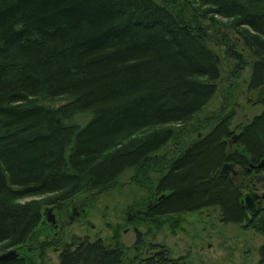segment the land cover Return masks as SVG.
I'll use <instances>...</instances> for the list:
<instances>
[{
	"label": "trees",
	"instance_id": "1",
	"mask_svg": "<svg viewBox=\"0 0 264 264\" xmlns=\"http://www.w3.org/2000/svg\"><path fill=\"white\" fill-rule=\"evenodd\" d=\"M195 2L204 8L191 0H0V250H26L45 205L101 191L132 170L142 193L128 207L143 211L149 235L164 216L213 207L222 221L261 233L264 261V210L249 218L240 203L247 176L264 172L256 166L264 160V109L233 127L232 108L185 148L163 151L221 76L220 55L187 7L229 19L247 51L225 49L236 75L249 64L247 89L264 84V0ZM59 97L68 100L46 103ZM82 113L90 114L84 125L75 121ZM224 162L240 173L220 174ZM30 195L43 196L21 201ZM70 240L56 264L123 261L119 242ZM147 244L153 252L139 264H168L166 249Z\"/></svg>",
	"mask_w": 264,
	"mask_h": 264
},
{
	"label": "rangeland",
	"instance_id": "2",
	"mask_svg": "<svg viewBox=\"0 0 264 264\" xmlns=\"http://www.w3.org/2000/svg\"><path fill=\"white\" fill-rule=\"evenodd\" d=\"M191 1L195 3L199 11L202 10L201 8H204V6H201L195 0ZM187 11L190 18L201 22L208 45L218 51L221 58V76L218 80L216 93L203 110L196 115L195 120L197 122L195 120L190 121V124L180 129V132H182L176 141H169L163 148L165 152L170 151L171 155L187 146L185 144L183 147H180L179 145L182 144L180 140L186 139L185 143H187L197 136L199 130L202 132L206 131L207 124L216 115L224 114L234 108L236 110L233 120L234 127L237 123L251 119L264 109L262 103L249 100L252 90L249 91L247 89V81L251 73V65L247 64L244 67L241 65L240 72L236 75L234 71L236 62L226 54L225 49L230 46L243 51L245 54L247 53L243 48L239 34L229 25V19L219 15H216L215 19H210V17L203 18L199 11L190 9L189 7H187ZM193 12L195 13L194 17ZM67 100L66 97H59L46 101V103L57 106ZM89 118V113L77 114L75 121L84 125ZM195 124L196 127L194 126ZM191 126L194 130L186 132L187 128H191ZM132 174V170H126L108 188L95 191L93 194L88 192L79 193L67 202H64L63 206H69L72 199L74 201H89L86 203L89 207V214L86 219H74L69 224L64 222L66 219L69 220V217H66V219L64 217L61 218L62 229L65 231V235H62L63 241L68 239L71 234H84L88 232L94 235L99 229L102 236L109 237L112 234V229L113 231L116 229L121 234L125 244L132 245L136 234L132 229L133 226L127 223V207L142 193L138 184L136 185L131 181ZM41 196L30 195L22 198L21 201L41 198ZM51 205L57 204H47L43 207V210L45 211L47 208L52 207ZM55 210L57 211V209ZM185 214L183 213V216H186L187 219L180 221L181 225L185 226V229L180 225L174 226V219H167L164 216L162 218L164 224L154 229V231L156 230L155 236L146 233V240L154 242L157 245L156 250L166 249L172 257H180L181 260L185 259L186 264H264V261H261L259 252V247L263 242L261 233L249 226H245V224L222 221L219 210L213 207L204 208L202 211H195L188 215ZM139 228L142 232L148 230L146 223L140 225ZM38 230V238L54 239L53 235H48L52 232L49 224H43ZM141 249L142 255L148 254L145 246ZM7 250L9 249L0 250V254ZM57 250L55 247L47 248L44 254V256L46 255L45 259L43 258L42 260L40 258L42 260L41 263L38 258V263H55L58 255Z\"/></svg>",
	"mask_w": 264,
	"mask_h": 264
},
{
	"label": "flooded vegetation",
	"instance_id": "3",
	"mask_svg": "<svg viewBox=\"0 0 264 264\" xmlns=\"http://www.w3.org/2000/svg\"><path fill=\"white\" fill-rule=\"evenodd\" d=\"M191 130H194V128H192V127L191 128H187L186 132H189ZM202 133L203 132L201 130H199L197 132V136L200 137L202 135ZM184 141H186V139L183 140V141L180 140V143H182V144L179 145L180 147H183ZM248 170H250V169H248ZM239 173L240 172L238 170V174ZM263 173L264 172H261V173H258V172L257 173H250L247 176V178H246L247 179L246 183L248 182L251 185V187L256 192H258L260 195H263V193H264V180L263 181H257V179H258V177L264 175ZM234 176H236V175H234ZM163 197H164V194H162V196H160V198H163ZM88 202H86V200L74 201L72 199V201L70 202L69 206H63L62 204L51 205L53 207L52 213L55 215L56 222H55V224L49 222L46 219V215H45L44 219H43V224L46 223V224L50 225V228H51L52 232H50L48 235H50V236L53 235L52 237H54V239H47V238L40 239V238H37V239H35V240H33L31 242V245H29L26 250H23L22 248L16 247L15 249L18 252V256L17 257L21 256V257L25 258L26 261H27V264H39L38 263V258L39 259L41 258L43 260V258L45 259V256H46L45 255L43 257L42 253L44 251H42V247H41L42 242L46 241L47 242L46 245L49 244V245H47V248L55 247V249H58L57 250L58 251L57 261L55 263H52V264H56L58 262V260H59V254H60L64 244L66 242H70L71 241L70 240L71 237H73L75 235H77V236L79 235V236H82V237H87L90 241H95V240H97V239H99L101 237L104 240H106L108 245L113 246V247H118V242H119L120 246L122 247V250H123V255H122L123 261L121 262V264H139V262L143 258L142 257V252H141V250H142L141 248L143 246L146 247L147 252H149V253L153 252L149 248V246L147 244L148 240H146V235H147L146 233H148V230H146V232L143 231V240H142V242L141 243H136L137 233L135 231V227L139 228L140 225H143V223H146L145 219H144V216L142 215L143 211L141 209H139V208L132 209V208L127 207L128 208V210H127L128 213H127L126 220L128 221L127 223H130L133 226L132 229L134 230V232L136 234L135 240L133 241L134 243L132 245L125 244L121 234L116 229H114V231L112 229V234L109 235V237L102 236L100 234L101 230L99 229V230L96 231V233H94V235H91L88 232H86L84 234H76V233H74V234H71L68 239L63 241V239H62L63 236L62 235H65V231H64V229H62L61 218L64 217L66 219V217H69V220L66 219L64 221L66 224H69V223L73 222L74 219H77V220L86 219V217L89 214V209H88L89 207L86 205V203H88ZM257 207H258V210H257L256 214L258 213L259 210H264V197H259L258 198ZM55 209H57V211ZM202 210L203 209H201L199 211H202ZM183 213H177V214L173 213L171 215L166 216V218L167 219L173 218L174 219V223H173L174 226L180 225L183 229H185V226L181 225V222H180L182 220L187 219L186 216H183ZM189 213H192V212H186L185 215H188ZM247 214H248V211H247ZM256 214H254V215H256ZM252 216L248 215L249 218H251ZM161 221H162V225H163L164 224V220L161 219ZM135 222H137V223H135ZM92 226H94V225L92 224ZM115 233H118V236H119L117 238L118 241H117V239L115 237L116 236ZM46 249H44L45 252H46ZM161 250H163V249H161ZM45 252H44V254H45ZM17 257H15V258H17ZM41 259H40V261L42 263ZM167 260H168L167 261L168 264H186L185 263V259L181 260L180 257L174 258V257L171 256L169 251H168Z\"/></svg>",
	"mask_w": 264,
	"mask_h": 264
},
{
	"label": "water",
	"instance_id": "4",
	"mask_svg": "<svg viewBox=\"0 0 264 264\" xmlns=\"http://www.w3.org/2000/svg\"><path fill=\"white\" fill-rule=\"evenodd\" d=\"M251 99L257 102H260L264 105V84L260 85L257 88H254L251 91ZM238 139V134H234L233 138H231L229 140V144L232 145L233 143H235ZM257 167H263L264 166V160H262L261 162H259L257 165ZM219 173L220 174H234L237 175L238 174V169L235 168L234 163L233 162H224L223 165L221 166V168L219 169ZM264 180V175L258 177L257 181H263ZM259 197H264V193L263 195H260L258 192H256L251 185L247 182L245 184V189L242 193V196L240 198V203L247 208L248 211V215L252 216L254 214H256L258 207H257V200ZM52 207L47 208L44 211V215H46V219L55 224L56 219H55V215L52 213ZM135 231L137 233V240L136 243H141L143 240V232L138 228L135 227ZM18 256V252L15 248H11L5 252H2L0 254V261H4V260H9V259H13L15 257Z\"/></svg>",
	"mask_w": 264,
	"mask_h": 264
}]
</instances>
